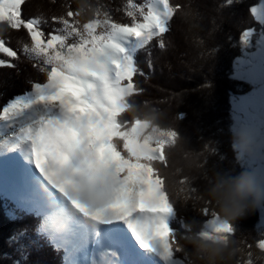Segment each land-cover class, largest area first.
Returning a JSON list of instances; mask_svg holds the SVG:
<instances>
[{"label":"snow or ice","instance_id":"6c2138e0","mask_svg":"<svg viewBox=\"0 0 264 264\" xmlns=\"http://www.w3.org/2000/svg\"><path fill=\"white\" fill-rule=\"evenodd\" d=\"M25 3L0 0V31L6 26L26 33L30 43L20 51L40 58L45 79L29 82L30 91L0 111V119L20 121L10 137L0 138V153H19L24 161L13 156L0 163L20 169L19 182L45 213L37 219V234L63 248L64 264H179L164 175L166 146L178 136L171 128L149 134L147 120L124 115L127 99L141 91L135 77L145 73L132 58L114 54L123 53L122 40L150 43L166 33L165 20L181 5L160 0L163 12L157 13L128 0L125 22L86 0L76 10L63 6L60 15L49 18L61 27L45 33L38 16L25 18ZM82 9L90 13L86 19ZM254 31L246 28L239 35L242 52L251 46ZM255 44V52H245L247 58L233 65L232 78L250 91L238 96L233 119L239 126L230 130L264 145V31ZM0 55L9 58L0 60V67H15L11 60L18 52L3 38ZM199 211L206 229L233 232L212 205ZM89 245L104 247L100 261L94 255L76 257ZM254 246L264 251V238ZM252 247L247 245V259L240 264H253Z\"/></svg>","mask_w":264,"mask_h":264},{"label":"trees","instance_id":"16d2710c","mask_svg":"<svg viewBox=\"0 0 264 264\" xmlns=\"http://www.w3.org/2000/svg\"><path fill=\"white\" fill-rule=\"evenodd\" d=\"M258 1L171 0L172 5L181 7L171 19L165 20L168 31L153 36L150 43L140 42L132 51V59L145 75L135 77L141 91L127 99L129 107L124 115L127 118L143 113L157 116L162 130L171 128L177 133L178 149L169 154L166 146L168 168L178 166L188 171L191 165L190 174L196 177L192 188L196 191L204 189L206 174L210 170L220 169L230 174L243 171L230 146V129L233 127L230 100L233 95H242V90L248 87L232 76L235 59L242 53L239 35L246 28H253L255 32L262 28L253 13ZM87 2L118 21L128 20V0ZM132 2L151 8L152 0ZM67 4L76 10V0H26L23 14L25 18L38 16L42 30L48 33L61 27L54 25L49 18L60 15ZM88 15L90 13L85 12L81 18L86 19ZM0 38L18 52V59L11 60L15 67H0L2 111L8 101L30 91L29 82L44 81L45 76L39 69L45 66L40 58L20 51L25 43H30L23 30L12 31L4 26ZM4 60L9 58L4 56ZM243 84L245 89H241ZM197 164L204 165V174L196 172ZM200 206L192 201L184 206L173 204L169 228L181 249L177 254L179 264H190L189 251L180 245L193 230H203L207 223L199 211ZM258 215L256 207L232 224L241 249L236 255L240 262L247 259V245L252 244L253 264H264V251L254 246L262 236L255 229ZM40 216L0 193V264H62L63 254L55 255L50 244L37 234L36 224Z\"/></svg>","mask_w":264,"mask_h":264},{"label":"clouds","instance_id":"9594fccd","mask_svg":"<svg viewBox=\"0 0 264 264\" xmlns=\"http://www.w3.org/2000/svg\"><path fill=\"white\" fill-rule=\"evenodd\" d=\"M76 2L79 7L86 0H76ZM82 12L85 13L88 10L82 9ZM136 117L148 121L149 128L146 131L149 134L153 128H160L157 116L143 113ZM178 141L179 137L174 144L170 143L167 146L169 154L178 149ZM233 145H235L234 148ZM230 146L235 154L243 156H256L258 152L264 153V145H259L257 141L248 142L239 130L236 133L230 131ZM195 170L198 174H204V165H195ZM190 173L191 165L188 166V171L178 166L164 171L167 193L172 204L184 206L189 201H192L194 205L210 204L215 208L220 222L232 225L253 211L264 200L261 180L251 172L239 171L230 174L220 169L210 170L206 174L204 189L195 193L191 189L192 181L196 177ZM181 176L183 182H181ZM180 247L189 251L190 264H240L236 255L241 249L234 231L226 233L210 228L200 231L193 230Z\"/></svg>","mask_w":264,"mask_h":264},{"label":"rangeland","instance_id":"374dc122","mask_svg":"<svg viewBox=\"0 0 264 264\" xmlns=\"http://www.w3.org/2000/svg\"><path fill=\"white\" fill-rule=\"evenodd\" d=\"M151 9L153 11L157 12V13H162L163 12V8H162V5L160 4V0H152ZM253 13H254V15H255L258 23L261 25L262 28L259 31H257V32L254 31V35L251 38V46L248 47L247 49H245L237 58H247L244 55L245 52L251 54V53H253V52L256 51L255 41H256V39L259 38L261 31H264V0H259L258 1V3L253 7ZM133 43L135 45L138 44V42H135V41H123L122 40V41H120V46L122 48H127V53H128L129 48H131V46H132ZM115 54H118L116 58H119L120 53H115ZM125 54H126V52L123 55L125 56ZM2 56H3V58L0 55V60H4V56L5 55H2ZM128 58H132V56L129 54L128 55ZM236 59H235V61H236ZM245 85L248 88H246L244 86V84L241 85L242 86L241 89H245V88L247 89V91H246V89L245 90H242V92H243L242 95L245 94L246 92L250 91V86L247 83H245ZM238 96H239L238 94L233 95L231 97V100H230L231 115H232V117H234V105L238 103ZM18 123H20V121L0 119V138H3L4 136L5 137H8V134H7V131L6 130L8 128H11V127L16 126ZM234 126H239V125L233 119V127ZM13 132L14 131L12 130L9 133V135H12ZM0 154H2V153H0ZM16 154H19V153H16ZM14 156L19 161H21V157L18 158L16 155H14ZM238 160H239L240 164L243 167V171L251 172V173H253L254 175H256V176H258L260 178V180H261V188H262V190H264V153H259L258 152L256 156H243L242 158H240ZM15 169L9 175V180L13 178V173L15 171H17ZM13 182L14 181H12V183ZM15 182L20 183L18 178L15 180ZM12 199H14V198H12ZM14 200L17 203H19V205H21L22 207H24V208H26L28 210L35 209L37 212H41V213L43 212V210L35 203L34 198H33V195H28L27 197L24 196L22 199L17 198V199H14ZM257 209L259 210V215H258L259 216L258 217L259 220H258V222H257V224L255 226V229H256V231H258V232H260L262 234V236L260 238V239H262V238H264V200L261 201V203L257 207ZM84 223L87 224L86 221ZM203 230H207L205 228V226H204ZM102 248H103V250L101 251L100 249H102ZM103 251H104V247L99 246L97 248V256L95 258L98 261L101 260V253ZM77 253L75 254L76 257L83 259V257H81V255L79 254V252H77Z\"/></svg>","mask_w":264,"mask_h":264},{"label":"bare ground","instance_id":"6f19581e","mask_svg":"<svg viewBox=\"0 0 264 264\" xmlns=\"http://www.w3.org/2000/svg\"><path fill=\"white\" fill-rule=\"evenodd\" d=\"M44 21V20H43ZM127 51V50H126ZM117 55L118 54H115L114 56V58H116L117 57ZM29 57V56H28ZM173 68V67H172ZM173 70V69H172ZM198 72V71H197ZM202 72V71H201ZM204 74V73H203ZM208 75V74H207ZM203 76V75H202ZM212 77V76H211ZM199 78H201V77H199ZM172 81V80H171ZM192 82H194V81H192ZM200 83V82H199ZM18 127H19V123L16 125V126H14V127H11V128H8L6 131H7V134H8V137H10L11 135H9V133L13 130V131H17L18 130ZM3 138H7V137H3ZM14 155H16L18 158L19 157H21L19 154H16V153H2V154H0V162H3V161H5V160H7L9 157H13ZM21 164H23L24 163V161H23V159H22V157H21V161H19ZM16 168V169H15ZM14 169L15 170H17V171H15L14 173H13V178L12 179H10L9 180V175L14 171ZM19 179L20 178V169L18 168V167H15V166H12V167H9V168H7V169H5L3 166H2V163H0V192H3L4 194H6L7 196H11L12 198H14V199H17V198H20V199H22L24 196H28V195H32V193H31V191H30V189H28L27 187H25L24 185H22V184H20V183H18V182H15V180L16 179ZM12 181H14L13 183H12ZM5 199H6V197H5ZM7 200V199H6ZM15 227H13V229H14ZM17 229H18V226L16 227ZM27 229H29V228H27ZM26 229V230H27ZM15 230V229H14ZM23 230H24V228H23ZM25 230V231H26ZM13 232V231H12ZM16 233H18V231H16ZM29 233H30V231H29ZM29 233H28V235H29ZM32 233V232H31ZM22 234H23V232H22ZM34 234V233H33ZM18 235V234H17ZM26 235H27V233H26ZM25 235V236H26ZM27 235V236H28ZM20 237H21V235H20ZM23 238H26V237H23ZM27 239V238H26ZM32 239V238H31ZM34 239H35V237H34ZM24 241H25V239H24ZM23 241V242H24ZM27 241V240H26ZM30 241V240H29ZM26 242H24V244H25ZM32 243H34V242H32ZM43 243V242H42ZM47 243V242H46ZM45 243V244H46ZM23 244V246H25ZM27 244V243H26ZM29 244V243H28ZM1 248H3V247H1ZM23 248H25V247H23ZM40 248V247H39ZM44 249V248H43ZM89 250V249H88ZM4 251H5V249H4ZM3 251V252H4ZM8 251V250H7ZM5 253V252H4ZM81 253L82 254H84L85 256L88 254V252L86 251V249L84 250V251H81ZM52 254V253H51ZM78 254V253H77ZM32 256V255H31ZM34 256V255H33ZM32 256V257H33ZM37 256H39V255H37ZM21 257V256H20ZM16 257H14V259H15ZM35 258V257H34ZM33 258V259H34ZM38 258V257H37ZM55 259V258H54ZM9 260V259H8ZM13 260V259H12ZM30 260V259H29ZM34 260H36V258L34 259ZM39 260V259H38ZM11 261V259L9 260V262ZM20 261H21V259H20ZM23 261V260H22ZM25 261V260H24ZM31 261H33V260H31ZM56 261V260H55ZM12 262V261H11ZM35 263V262H34Z\"/></svg>","mask_w":264,"mask_h":264}]
</instances>
